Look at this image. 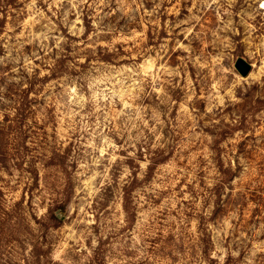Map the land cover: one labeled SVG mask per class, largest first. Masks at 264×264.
I'll return each mask as SVG.
<instances>
[{"label": "rangeland", "instance_id": "obj_1", "mask_svg": "<svg viewBox=\"0 0 264 264\" xmlns=\"http://www.w3.org/2000/svg\"><path fill=\"white\" fill-rule=\"evenodd\" d=\"M0 264H264V0H0Z\"/></svg>", "mask_w": 264, "mask_h": 264}, {"label": "water", "instance_id": "obj_2", "mask_svg": "<svg viewBox=\"0 0 264 264\" xmlns=\"http://www.w3.org/2000/svg\"><path fill=\"white\" fill-rule=\"evenodd\" d=\"M235 68L242 77L247 76V74L250 72V65L243 60H238Z\"/></svg>", "mask_w": 264, "mask_h": 264}]
</instances>
